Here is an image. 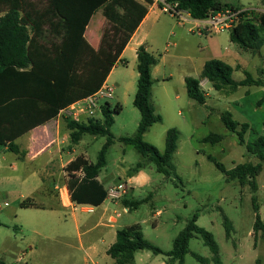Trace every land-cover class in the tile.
I'll list each match as a JSON object with an SVG mask.
<instances>
[{
	"label": "rangeland",
	"instance_id": "rangeland-1",
	"mask_svg": "<svg viewBox=\"0 0 264 264\" xmlns=\"http://www.w3.org/2000/svg\"><path fill=\"white\" fill-rule=\"evenodd\" d=\"M218 1L256 7L259 8L256 11L264 13V0ZM151 17L156 20L153 35L156 34L150 53L159 62L152 74V102L162 121L149 129L144 141L163 153L168 130H178V148L173 156L177 178L159 173L153 162L134 146L120 140L134 137L141 120V113L133 104L137 92V60L128 52L129 64L120 62L110 77H105L114 87V93L111 99L103 102L110 103L113 109L120 105L121 112L114 116V144L108 149L107 166L100 174L107 190L115 182L122 181L120 185L127 188V194L116 200L119 206L110 199L106 205L116 214L120 213L118 229L139 224L144 239L165 252L173 249L176 237L197 215V225L213 234L222 264H264V238L262 232L256 235L254 231L257 214L264 223V163L254 191L249 184L228 182L209 160L210 156L215 158L228 170L239 164L259 162L257 157L248 154L245 145L239 144L237 135L225 127L221 115L228 111L235 121L250 125L245 135L246 144L263 136L264 84L240 87L232 92L229 88L217 91L204 80L206 104L201 105L188 97L183 79L184 76L198 78L206 61L219 59L234 68L235 81L244 80L245 72H249L264 83V44L254 52L231 42L228 31L201 36L196 24L180 23L160 7L152 10ZM261 37L264 41V32ZM114 60L113 52L110 61ZM65 118L63 115L61 120L65 122ZM96 118L101 119L100 114ZM211 134L220 136V142H203ZM106 142L107 137L86 135L77 152H86V158L95 163ZM61 145L66 162L76 146L71 144L70 137ZM15 162L14 153H0V260L5 264H82L85 253L80 248L73 220L68 211L54 207L57 199L62 203L59 189L63 192L68 183L65 169L57 168L56 181L43 182L39 176L28 173L34 164L23 165L18 161L12 170ZM139 163L143 167L132 174ZM129 176L134 180L126 183ZM129 194L130 199L145 201L137 209L125 213L122 199ZM62 197L67 205L71 204L67 196L62 194ZM24 201L35 206L22 207ZM97 212L90 213L82 208L76 211L83 217H94ZM226 221L232 225L229 238ZM197 256L207 262L200 261ZM154 257L166 259L162 254H154ZM213 257L203 239L195 235L190 241L185 264H215Z\"/></svg>",
	"mask_w": 264,
	"mask_h": 264
},
{
	"label": "trees",
	"instance_id": "trees-1",
	"mask_svg": "<svg viewBox=\"0 0 264 264\" xmlns=\"http://www.w3.org/2000/svg\"><path fill=\"white\" fill-rule=\"evenodd\" d=\"M96 4L89 7L93 2ZM85 2V3H84ZM82 5L70 2L65 5L63 0H48V7L39 18L28 15L25 6H12L3 17H0V148L7 147L9 151L23 156L16 140L29 131L45 125L58 118L63 110L80 100L98 92L107 81L114 65L120 59L121 53L129 38L135 34L149 8L155 3L162 9L164 4H176L178 10L186 11L192 19L205 20L212 14L226 9L241 10L240 5L222 3L218 0H84ZM88 4V7L84 4ZM52 7V8H51ZM103 9L107 22L115 26L116 34L113 43L105 57H101L85 39V32L93 14ZM55 11L64 21L52 23L48 15ZM21 11H25L22 14ZM49 24L54 31H45L43 27ZM264 13L256 10L245 11L236 27L230 32L231 42L241 48L260 50L264 41ZM50 35L58 41H51ZM115 53V60L110 61ZM110 54V56H108ZM137 92L133 101L141 113L137 134L134 137L121 138V142L131 145L149 161L153 162L157 171L167 177L174 176L173 156L177 151L179 132L172 128L166 135V147L161 153L155 146L144 141V135L154 125L162 121L156 114L152 102L153 77L152 69L157 65V58L152 55L146 45L137 50ZM234 68L219 59L205 63L199 78L187 77L185 84L187 95L198 104H206V95L202 81L206 80L217 91L229 88L232 92L245 86H262V80H256L249 72L245 79H233ZM106 77V78H105ZM121 112V106L114 109L106 102L101 107V119L89 118L86 121H75L65 118L70 132L72 145H78L86 135L107 137V142L99 152L97 161L90 162L85 157H78L66 167L69 176L68 189L71 201L77 205L98 207L108 198V190L98 180L102 169L107 166V153L114 144L112 127L115 114ZM221 120L225 127L236 134L240 145H245L248 154L259 160L258 163L239 164L228 170L215 158L209 160L225 175L228 182L239 181L242 185L249 184L257 190L256 178L260 175L264 163V135L253 143L246 144L245 135L250 129L248 123L241 124L233 119L230 112H224ZM241 127V129H239ZM221 137L211 134L203 139L205 143H219ZM143 167L139 163L133 173ZM145 200L123 198L124 208L131 211L137 209ZM254 208L257 210L256 200ZM22 207L35 206L24 201ZM195 215L187 227L180 232L173 243V249L165 252L144 239L141 226L134 224L117 231L116 241L109 248L108 255L114 259L113 264H132L135 254L139 251H150L167 257V264H185V257L190 252V241L199 235L213 254L215 264H222L219 246L213 234L197 225ZM228 238L231 236L229 221L225 222ZM256 235L262 232L264 238V223L257 214L254 226ZM197 258L206 263L207 260ZM0 264H5L0 260ZM256 264H261L257 262Z\"/></svg>",
	"mask_w": 264,
	"mask_h": 264
},
{
	"label": "crops",
	"instance_id": "crops-1",
	"mask_svg": "<svg viewBox=\"0 0 264 264\" xmlns=\"http://www.w3.org/2000/svg\"><path fill=\"white\" fill-rule=\"evenodd\" d=\"M53 1L54 0H49V4ZM63 2L65 5H68L70 2H74L75 5L76 3L82 5V2H84V0H63ZM94 4H96L95 1L91 3L89 7ZM85 5L86 7H88L87 3L84 4V6ZM12 6L28 7L25 11L28 12V15H32L33 18L37 19L48 7V0H0V17L6 15V13L9 11V8ZM156 7H159L157 3L149 8V12L145 19L143 20L135 34H133L129 38L121 53L120 59L114 65L111 74L114 72L115 68L120 62H123L125 65L129 64V61L127 60L128 52H130L133 58H135L136 60L137 50L141 45H146L148 51L150 52V48L153 42L152 38L156 34L154 32L153 35V29L155 28V24H153V22L156 23V20L152 19L151 12ZM242 8L246 10L259 9L256 7L244 6H242ZM25 11H21V13L25 14ZM161 11L165 12L163 9H161ZM155 17L156 19L158 18L157 15H155ZM46 19H48L52 23H60L64 21V18L60 17L57 13H55L54 10L51 12V14L48 15V18H45V20ZM43 30H45L46 32L54 31L55 28L53 26H50L49 24H46L43 27ZM116 30L117 29H115V26L107 22L103 14V9L101 8L97 10L91 17L89 25L85 32V39L88 44L92 48H94L101 57L104 58L109 50V45L113 43ZM55 32L57 33V31H54L52 35L58 36V34H55ZM50 40L58 41V39H55L51 35ZM205 63L203 64V67ZM155 68L156 66L153 67L152 74H154ZM201 72L199 73L198 78L200 77ZM187 77L190 76H184V81ZM106 83H108V80L106 81ZM203 84L204 83L202 82V86ZM62 116L63 115L60 114L58 118L29 131L16 140V144L19 146L20 150L25 151L26 154L21 156L14 153L16 155V162L15 165L11 166L12 170H15L17 163L19 162L23 165L34 164V167L31 168L30 171H28V173H30V176H39L43 182L48 180L56 181L57 178L55 176L57 174L56 171H58L57 168L60 167L62 168V170L65 169L66 172V167L70 162L74 161L78 157L86 158V152H80L79 154L77 152V147L80 144L79 143L70 151L72 155L71 157H69V160H67L66 162L64 161L63 148L61 144L66 143V140L70 137V132L66 127V123L61 120ZM86 119L87 118L83 117V120L86 121ZM7 152H11L7 147L0 148V153ZM122 178L119 179L121 180ZM98 180L103 184V182L100 180V176ZM132 180H134V178L132 176H129L126 183H129ZM121 183L122 181L115 182L113 186H118ZM55 188L58 189V186H56ZM63 192L65 193L62 194L65 197L67 196L68 199V196L70 194L68 187L64 188ZM130 193H132V190L130 191ZM130 195L131 194L127 195L125 198H129ZM109 199L115 206H119L118 201L109 197L103 204L98 207H93L90 205H77L75 203H71L72 207L70 208L67 206L66 200H64V198H62V203L57 199L56 203L54 204V207H56L57 209L68 211L69 213L67 214L73 220L75 230L77 231L80 238V248L85 253L82 264H113L115 262L107 252L116 241L117 231L120 230L117 228V225L119 223L118 218L121 215L120 213L116 214L115 211H112L110 207L106 205V202ZM79 208H82L84 211L90 213H96L97 210H99V212H97L94 217H83L82 215H78L76 213ZM127 211L128 209L125 208L124 212L126 213ZM67 214H65L66 217H68ZM67 219L68 218H66V220ZM51 258L55 257L52 256ZM72 258L73 257H71V259ZM71 259L69 261H71ZM167 262V257L166 259H158L157 257H154V254L152 252L144 250L139 251L135 254V259L132 264H167Z\"/></svg>",
	"mask_w": 264,
	"mask_h": 264
},
{
	"label": "built area",
	"instance_id": "built-area-1",
	"mask_svg": "<svg viewBox=\"0 0 264 264\" xmlns=\"http://www.w3.org/2000/svg\"><path fill=\"white\" fill-rule=\"evenodd\" d=\"M165 12H169L172 16L178 19L180 23H194L196 27L199 29L198 34L201 36L209 35V34H220L222 32L228 31L231 32L238 22L242 14L245 11H249L246 9L241 10H231L226 9L224 11L216 12L212 14L205 20H195L192 19L190 14L183 10H178L176 4H164V8H162ZM192 19V20H191ZM200 24V25H199ZM114 93V87L106 83L102 86V88L91 95L88 98L78 101L77 103L71 105L68 109L63 110L61 112L62 115L66 117H70L75 121H85L83 117L87 118H96L97 115L101 113V107L106 103L103 101H107L111 99ZM66 185L64 188H67ZM61 198L62 190L59 189ZM127 194V188L123 185L112 187L108 190V197L114 200L122 198ZM69 201L71 202V196H68ZM73 203V202H71ZM68 207H72V204L67 205Z\"/></svg>",
	"mask_w": 264,
	"mask_h": 264
}]
</instances>
